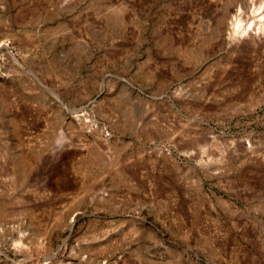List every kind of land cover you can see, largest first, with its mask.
Wrapping results in <instances>:
<instances>
[{
	"label": "rangeland",
	"instance_id": "1",
	"mask_svg": "<svg viewBox=\"0 0 264 264\" xmlns=\"http://www.w3.org/2000/svg\"><path fill=\"white\" fill-rule=\"evenodd\" d=\"M0 264H264V0H0Z\"/></svg>",
	"mask_w": 264,
	"mask_h": 264
},
{
	"label": "bare ground",
	"instance_id": "2",
	"mask_svg": "<svg viewBox=\"0 0 264 264\" xmlns=\"http://www.w3.org/2000/svg\"><path fill=\"white\" fill-rule=\"evenodd\" d=\"M245 5V4H244ZM245 8V7H244ZM244 8H243V6H239V9H238V14H237V16H236V27L238 28V27H240L242 24V17L244 16V15H246L245 14V10H244ZM254 11V10H253ZM244 18V17H243Z\"/></svg>",
	"mask_w": 264,
	"mask_h": 264
}]
</instances>
